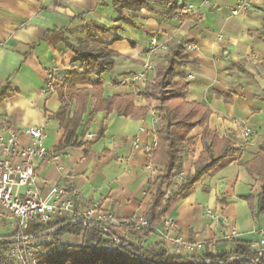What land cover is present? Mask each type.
I'll list each match as a JSON object with an SVG mask.
<instances>
[{
    "label": "crops",
    "instance_id": "0c3cea01",
    "mask_svg": "<svg viewBox=\"0 0 264 264\" xmlns=\"http://www.w3.org/2000/svg\"><path fill=\"white\" fill-rule=\"evenodd\" d=\"M236 1L188 0L183 13L198 16L197 22L163 19L164 7L152 4L151 11L127 10L129 23L115 21L112 0H66L62 4L55 0H0V88L8 83L16 91L0 102V135L45 123L48 151H53L62 137L53 118L60 102L56 92H45L46 74L54 71L60 86V76L77 70L80 63L62 42L52 44L44 39L48 32H62L73 47L84 51L109 52L112 70L100 76L101 99L135 90L137 107H148L140 96L145 88L131 84L129 78L143 72L150 39L157 37L167 50L151 56L153 69L147 86L167 65L169 50L181 44L182 62L174 66V79L188 83L184 100L209 109L207 128L227 139L234 153L203 176L187 197L172 202L166 217L173 219L176 227L169 236L202 243L208 251H229L233 241L258 242L264 235V213L254 221L242 198L257 191V178L248 174L245 165L264 147V37L255 34L264 26V0H245L243 8L232 15ZM93 24L117 29L104 32ZM189 44L192 51L186 49ZM89 79L94 82L96 77ZM152 110L144 117L128 118L100 111L89 119L86 112L77 130L83 146L59 153L64 170L59 172L47 162L36 164L43 192L52 185L75 190L77 212L98 203L101 210L114 213L121 221L142 215L149 200L147 190L160 174L157 166L155 172L147 168L143 152L157 126ZM101 129L102 136L96 139ZM244 129L250 130V137H243ZM202 132V127L190 132L194 145L180 153V178L194 172L203 150ZM136 140L138 149L132 147ZM20 142L26 144L27 138L21 135ZM179 180L175 176L174 181ZM114 233L128 242H139L144 249H153L157 243L167 247L157 234L143 236L124 226ZM10 234L11 226L0 220V236ZM75 239L74 245H79L80 239Z\"/></svg>",
    "mask_w": 264,
    "mask_h": 264
},
{
    "label": "trees",
    "instance_id": "16d2710c",
    "mask_svg": "<svg viewBox=\"0 0 264 264\" xmlns=\"http://www.w3.org/2000/svg\"><path fill=\"white\" fill-rule=\"evenodd\" d=\"M187 1L182 0L178 5L163 0H112L111 5L117 13L116 22L130 23L131 19L125 13L127 10L151 11L152 4L164 7L161 13L163 19L170 20L176 17L179 22L185 20L197 22L198 16L183 13ZM93 26L104 32L117 29L116 26L109 29L94 24ZM255 34L264 37V26ZM44 39L52 44L62 42L80 63L77 70H69L60 76L58 80L60 86H57L56 76L55 92L60 106L53 114V118L62 130V137L52 152L60 153L67 148L83 146L77 139V130L86 112L89 119L100 111L114 112L124 118L138 115L144 117L150 109L155 112L156 147L151 151L149 163L153 170L154 166L159 167L160 174L153 179L147 190L149 200L142 213L147 228L137 232L143 236L157 234L172 202L187 197L203 176L214 169L221 160L234 153L227 139L218 138L215 132L207 128V120L211 114L209 109L184 100L188 83L174 79V66L182 62V58H179L182 45L178 44L169 50L166 56L167 65L156 72L150 85L144 87L140 96L148 103V107H137L134 105L137 95L134 94L101 99L100 76L103 72L112 70L113 62L109 52L101 50L88 52L75 48L63 33L57 30L48 32ZM90 76H95L96 80L92 82ZM15 93L16 91L7 83L0 88V102ZM71 109L72 113L69 115ZM196 127L203 128L201 136L203 150L194 165L193 174L183 176L177 183L174 178L178 174V165L181 162L180 153L192 149L194 144L190 132ZM102 133L103 129L96 139L100 138ZM245 168L250 176L257 178L256 193L242 198L250 208L255 221L259 214L264 213V147L259 148L255 158L248 162ZM24 235L29 237L25 242H14L13 235L0 236V264H12L13 260L6 255L14 247L22 249L24 245L31 249L30 257L25 258L28 264H32L31 261L35 264H264V252L259 253L258 250L252 249V244L248 242L233 241V248L229 251L202 250L195 255H176L170 254L161 243L155 244L153 249H144L139 242L131 243L114 237L103 224L85 226L78 220L75 222L59 220L44 226L30 222ZM65 236L80 239V244L63 243Z\"/></svg>",
    "mask_w": 264,
    "mask_h": 264
},
{
    "label": "built area",
    "instance_id": "2783aa9c",
    "mask_svg": "<svg viewBox=\"0 0 264 264\" xmlns=\"http://www.w3.org/2000/svg\"><path fill=\"white\" fill-rule=\"evenodd\" d=\"M57 3H64L66 0H55ZM245 0L236 1V9L232 15L243 8ZM190 9V8H189ZM193 45L189 44L186 49L193 50ZM167 47L160 42L157 37H152L146 51V60L141 74L130 77L131 84H140L143 88L149 83L148 73L153 69L150 60L158 51H166ZM56 74L49 71L45 79V92H55ZM137 95V91L133 90ZM151 115L154 123H157L155 112ZM140 132H143L141 129ZM21 135L27 138V143L20 142ZM244 138L250 137V130L244 129L242 133ZM46 140L45 123L40 126H32L22 131H8L6 136L0 135V220L7 222L11 226V234L14 236V242H25L29 239L24 235V231L30 222H36L39 225L55 223L59 220L80 221L82 225L103 224L106 230L116 236L114 230L124 226L131 228L135 232L147 228V224L142 215L137 214L130 219L121 221L114 213L106 212L100 209L98 203L91 204L85 210L77 212L74 208L76 191L68 187L52 185L44 193L41 187L42 183L38 181L36 164L47 162L55 166L62 172L64 167L61 164L60 154L48 151L44 142ZM132 147L138 149L139 142H133ZM156 147V137H153L148 144L143 146V152L148 160V169H152L149 163L151 151ZM226 223V220H223ZM176 227L173 219L164 217L161 221V228L157 230L162 240L167 244V251L170 254H188L193 255L203 250L202 243H193L184 241L181 237H170L169 232ZM231 234L235 235V230L231 229ZM117 237V236H116ZM116 243L119 242L116 240ZM252 249L264 252V235L261 239L251 245ZM31 249L24 245L22 249L14 247L7 256L13 260L12 264H28L25 260L30 257ZM35 264L34 261H31Z\"/></svg>",
    "mask_w": 264,
    "mask_h": 264
},
{
    "label": "rangeland",
    "instance_id": "374dc122",
    "mask_svg": "<svg viewBox=\"0 0 264 264\" xmlns=\"http://www.w3.org/2000/svg\"><path fill=\"white\" fill-rule=\"evenodd\" d=\"M150 171L151 172H155V170H152V169H150ZM178 179H180V177H179V175L177 174L176 175V180H178ZM159 237H160V235H158ZM133 241H135V239H133ZM63 243H65V244H69V243H72V244H74V243H76V239L75 238H72V237H68V236H65L64 238H63ZM197 253V252H196ZM196 253H194L193 255H195Z\"/></svg>",
    "mask_w": 264,
    "mask_h": 264
}]
</instances>
